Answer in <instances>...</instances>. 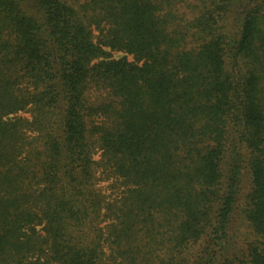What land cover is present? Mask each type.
Wrapping results in <instances>:
<instances>
[{"label": "trees", "instance_id": "1", "mask_svg": "<svg viewBox=\"0 0 264 264\" xmlns=\"http://www.w3.org/2000/svg\"><path fill=\"white\" fill-rule=\"evenodd\" d=\"M0 264H264V0H0Z\"/></svg>", "mask_w": 264, "mask_h": 264}, {"label": "rangeland", "instance_id": "2", "mask_svg": "<svg viewBox=\"0 0 264 264\" xmlns=\"http://www.w3.org/2000/svg\"><path fill=\"white\" fill-rule=\"evenodd\" d=\"M119 56V54L118 53H116V54H114V57H118ZM238 225V224H237Z\"/></svg>", "mask_w": 264, "mask_h": 264}]
</instances>
